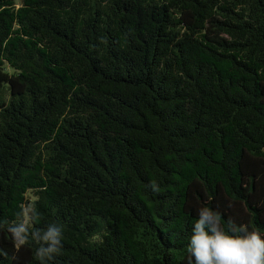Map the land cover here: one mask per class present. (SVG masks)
<instances>
[{
	"label": "trees",
	"instance_id": "trees-1",
	"mask_svg": "<svg viewBox=\"0 0 264 264\" xmlns=\"http://www.w3.org/2000/svg\"><path fill=\"white\" fill-rule=\"evenodd\" d=\"M30 205L46 264H195L203 207L264 238V0H0V222Z\"/></svg>",
	"mask_w": 264,
	"mask_h": 264
},
{
	"label": "clouds",
	"instance_id": "clouds-1",
	"mask_svg": "<svg viewBox=\"0 0 264 264\" xmlns=\"http://www.w3.org/2000/svg\"><path fill=\"white\" fill-rule=\"evenodd\" d=\"M152 188L159 190L154 182ZM39 218L40 214L30 205L18 212L12 223L0 222V229L7 228L18 246L35 242L36 258L46 264L60 254L64 230L57 223L46 229L33 227ZM221 219L219 212L208 207L199 210L187 248L195 264H264V238L259 232L237 227L231 220L225 226Z\"/></svg>",
	"mask_w": 264,
	"mask_h": 264
}]
</instances>
